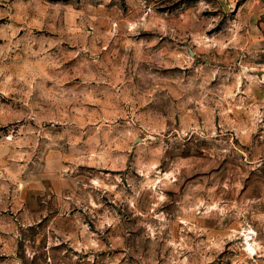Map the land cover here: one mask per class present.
I'll use <instances>...</instances> for the list:
<instances>
[{
	"label": "rangeland",
	"instance_id": "374dc122",
	"mask_svg": "<svg viewBox=\"0 0 264 264\" xmlns=\"http://www.w3.org/2000/svg\"><path fill=\"white\" fill-rule=\"evenodd\" d=\"M0 264H264V0H0Z\"/></svg>",
	"mask_w": 264,
	"mask_h": 264
},
{
	"label": "crops",
	"instance_id": "0c3cea01",
	"mask_svg": "<svg viewBox=\"0 0 264 264\" xmlns=\"http://www.w3.org/2000/svg\"><path fill=\"white\" fill-rule=\"evenodd\" d=\"M250 1H253V2H255V1H257V0H250ZM252 3V2H251Z\"/></svg>",
	"mask_w": 264,
	"mask_h": 264
}]
</instances>
